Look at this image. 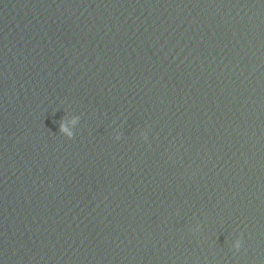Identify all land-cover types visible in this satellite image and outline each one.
Masks as SVG:
<instances>
[{"label": "water", "instance_id": "water-1", "mask_svg": "<svg viewBox=\"0 0 264 264\" xmlns=\"http://www.w3.org/2000/svg\"><path fill=\"white\" fill-rule=\"evenodd\" d=\"M0 264H264V0H0Z\"/></svg>", "mask_w": 264, "mask_h": 264}, {"label": "clouds", "instance_id": "clouds-1", "mask_svg": "<svg viewBox=\"0 0 264 264\" xmlns=\"http://www.w3.org/2000/svg\"><path fill=\"white\" fill-rule=\"evenodd\" d=\"M61 129H62V131H67V129L62 125L61 126ZM233 246H234V248H236V249H239L240 248V246H241V242H240V240L239 239H236L234 242H233Z\"/></svg>", "mask_w": 264, "mask_h": 264}]
</instances>
